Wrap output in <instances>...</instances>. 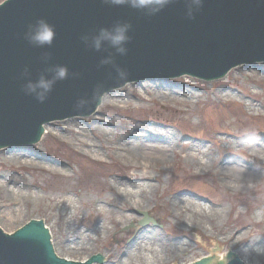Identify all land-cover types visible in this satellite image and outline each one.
<instances>
[{
    "label": "rangeland",
    "instance_id": "1",
    "mask_svg": "<svg viewBox=\"0 0 264 264\" xmlns=\"http://www.w3.org/2000/svg\"><path fill=\"white\" fill-rule=\"evenodd\" d=\"M3 1L0 0V3ZM252 64L245 67L244 72L236 74V67L225 77L212 81L184 75L128 83L112 90L118 92L116 97L110 102L103 100L95 114L70 118L75 120L73 124L66 123L69 119L53 121L50 123L51 131L45 132L38 144L20 146L24 148H20L21 152L32 157L37 154L49 156L64 172L45 171L34 165L16 163L10 159V153H0V173L9 175L23 193L29 194L19 210L3 207V200L8 203L11 199L0 200V228L10 235L19 233V229L32 219L47 220L61 257L66 256L81 263L100 253L105 256L104 264H119L129 246L146 230L158 231L172 243L181 237L188 242L185 247H188L187 252L182 253L181 258L190 257L192 261L212 254L235 253V249L223 241V236L233 232L239 235L249 231L250 236H264V153L258 151V155L248 156L239 146L241 140L237 141V138L249 140L246 135L250 134L264 136V80L257 78L264 61ZM145 82L148 83L147 87L143 85ZM219 88L231 89L235 94L226 98L219 94ZM182 89L188 92L185 96L189 99H179L183 96L180 93ZM248 103L256 110L249 109ZM135 124L148 127L155 124L157 129L166 130L171 136L176 134L177 140L165 147L166 140L157 139L152 134L133 138L135 150L151 165L146 172L157 178L158 182L154 184L150 204L133 213V224L130 221L117 224L112 220V214L117 209L107 205L100 211L96 206L93 205L92 209L90 206L96 198L110 200L105 185L107 180L118 181L121 175L131 176L136 163L123 159L120 152L124 147L122 137H129V125ZM137 131L145 133L140 128ZM183 136L180 142L179 137ZM84 140L101 148L100 154L81 145ZM197 141L204 147L208 146L212 156L210 168L202 174L188 170L183 161L189 142ZM162 153L167 154V159L163 158L166 154L162 156ZM252 160L255 161V168L252 167L257 169L260 166L261 169L258 172L260 177L253 179L251 187L236 191L221 185V178L234 180L245 176L247 172L243 169H246V164L251 165ZM226 161H229V167L225 166L227 170L221 169L223 175L215 172ZM36 194L40 196V201L36 200ZM69 195L77 200L75 213L79 214L77 219L72 220L73 230L82 234L84 240L90 238L86 245L89 244L92 251L83 249L70 252L66 249L71 243L65 241L66 235L60 221L64 211L59 208L58 199L63 200ZM176 195H191L207 204L210 201L215 205L221 204L226 207L227 216L219 228L212 231L209 226L185 229L179 220L170 217L169 200ZM118 212L115 218H119ZM139 212H147L157 225L151 222L140 226L139 222L144 216ZM102 219L108 226L106 230L99 224ZM218 229L225 233H214ZM236 229L239 231L236 232ZM98 263L99 260H95L93 264ZM178 263H181L179 258L163 264Z\"/></svg>",
    "mask_w": 264,
    "mask_h": 264
},
{
    "label": "water",
    "instance_id": "2",
    "mask_svg": "<svg viewBox=\"0 0 264 264\" xmlns=\"http://www.w3.org/2000/svg\"><path fill=\"white\" fill-rule=\"evenodd\" d=\"M39 19L55 26L51 46L26 38ZM116 20L132 24L127 55L87 47L82 37L90 42ZM262 60L264 0H174L152 16L104 0H8L0 5V147L31 144L47 122L91 115L106 91L130 81L184 74L212 80ZM57 65L67 66L68 78L55 83L45 103L25 94L24 84L52 79ZM34 224L13 235L0 228V264H75L58 259L49 230H26Z\"/></svg>",
    "mask_w": 264,
    "mask_h": 264
},
{
    "label": "bare ground",
    "instance_id": "3",
    "mask_svg": "<svg viewBox=\"0 0 264 264\" xmlns=\"http://www.w3.org/2000/svg\"><path fill=\"white\" fill-rule=\"evenodd\" d=\"M214 52V50H213ZM234 59V57H233ZM234 63V62H229ZM250 65L253 66L252 63H241L237 64L233 67L236 68L235 73L239 74L241 72H244L245 67H250ZM231 71V70H230ZM229 71V72H230ZM228 72V73H229ZM172 78V77H169ZM200 78V77H199ZM257 78L264 80V67L260 70V74L257 75ZM160 79V78H158ZM204 79V78H202ZM206 81H210L205 79ZM131 84V83H130ZM143 85L146 87L148 86V83L145 82ZM186 86L185 84H183ZM231 89H222L219 88L218 92L220 95L226 96V98H231L234 96V91H230ZM117 91H111L108 92V96L104 99L105 102H110L111 99H114L116 97ZM118 93V92H117ZM181 98L180 100H187L189 99L188 96H185L188 92L184 91L183 89L180 91ZM249 109L256 110L255 107L252 106V104H247ZM67 124H73L76 123L75 120L69 119L66 121ZM52 124L48 123L45 125V132H50V126ZM148 127V126H142L135 124L129 125L130 130V136L129 137H122L123 142V148L120 152V156L125 159L126 161H132L136 163L134 165L131 176L127 175H121L120 180L116 181L114 179H109L106 181V188L107 192L110 194L111 198L108 201H104L103 199L96 198L92 201V205L90 206V209L93 208V205L96 206L97 209L100 211H103L105 206L109 205L110 208L117 209L112 214V220L114 222L116 221L117 224H123L124 222L132 221L134 219L133 213L138 212L142 208L148 206L152 199V193L155 189L154 184L155 182H158L157 178H153L152 175L148 174L146 171L151 166L150 163L141 158L140 155L135 150V147L132 145L134 142H132L133 138L138 139L142 138V135H153V137L157 139L166 140L164 143V146L167 147V144L169 142L174 143L177 140V135L173 134L172 136L170 133L166 130L157 129L155 127ZM142 129L145 131V133H138L137 129ZM76 130L82 132L83 130L77 129ZM161 133V134H159ZM167 133V135H164ZM50 134V133H49ZM44 136V133L40 137V139H35L31 144H38ZM171 136V137H170ZM239 137V136H238ZM250 138L249 140H244L243 138H237V141H240V145L242 146V150L247 152V155H258V151L261 153H264V136H257V135H246V138ZM183 137H179V141L182 142ZM144 139V138H143ZM161 140V141H162ZM21 145L26 144H20V145H14L12 147L9 146H2L0 147V153L6 152L10 153L11 157L10 159L16 161V163L23 162L26 165H34L35 167L45 170V171H53V172H64L61 167H59L56 162L50 159L49 156L44 154H37L35 157H32L26 152H21V149H24L23 147H20ZM81 145L88 148L90 151H94L98 154H100V151H102L101 148L95 146L92 142L87 141H81ZM133 147V148H129ZM187 152L183 155V161L184 164L187 165L188 170L191 169V171H195V174H202L205 170L210 168V162L209 160L212 158L211 153L209 151L208 146H205L197 141V142H189V146ZM137 149V148H136ZM14 152V153H13ZM166 153H162L161 155L164 156ZM167 154L163 157L164 159H167ZM254 158V157H252ZM262 162L264 164V155L262 156ZM251 165L246 164V169H243L245 172V176L243 177H236L234 180L229 179H223L221 178L222 182L221 185L228 190H236L239 191L240 189H245L251 187L254 181L253 179L259 178L260 174L258 172L260 171L261 167L258 166L257 169H254L253 166L255 164V161H251ZM225 166L229 167V161H226L219 165L218 168L215 169V172H219L220 175H223V172H221V169L227 168ZM254 168H253V167ZM254 171V172H253ZM193 173V172H192ZM256 175V177H255ZM236 184L240 185L237 186ZM242 187V188H241ZM2 195V196H1ZM3 195H5L3 197ZM23 191L20 189L18 183L13 181L12 178L9 175L0 173V200L4 198L11 199L8 203L6 200H3L4 205L3 207H8L11 209L17 208L18 210L22 207V205L26 202V200L29 198ZM37 201H40L38 196L36 194L35 196ZM113 199L115 201L113 202ZM59 201V208H62L64 211L63 217L60 219L63 232L66 235V242H70L71 246H69L68 249L70 252L72 251H78V250H87L89 251L91 247L89 244L86 245L87 240L89 241L90 238L86 237L87 240H84V237L82 234L75 232L73 230V224L72 220L74 218H78L77 213H75L76 210V203L77 200L73 198L71 195L67 196L63 200L61 198L58 199ZM101 203L105 204L102 205ZM169 204L171 206V213L170 217L172 219H175L176 221H180L181 226L186 227L185 229H194L197 227H206L209 226L211 231L214 229L219 228L220 223L222 220L227 216V210L226 207H223L221 204H214V202L210 201V204H207L202 199L193 197L191 195H176L173 197V199L169 200ZM174 208V210H172ZM73 209V211H72ZM67 210H71L70 212H67ZM117 212L119 218L117 217ZM126 215V217H125ZM115 218V219H114ZM35 224L27 228V231L33 230L36 231H42V230H49L51 235L52 231L51 228L47 224V220H40L39 218L34 219ZM103 225L106 229H108V226L106 224V221L104 219L101 220L99 223ZM70 232H67L69 229ZM22 229H19V232ZM72 230V231H71ZM236 232L239 231V229L235 230ZM216 234L225 233L221 229H218V232H214ZM251 232L245 231L244 233L241 232L239 235H236L235 232H233L231 235H225L223 236L224 244L228 245V247H231L235 249L236 252H240L242 254V249L240 248L239 244L247 243L248 239L254 236H250ZM132 245L129 246L127 253H124V259H120L119 264H163L166 261L170 262V260L181 259V263L178 264H208L210 262H214L217 264H227L233 262L236 258L239 260V257L236 255V252L233 255L228 254H212V256L203 257L197 261H192L190 257H186L185 259H182V253L185 254L187 252V249L185 248L188 245V242H185L181 237L176 238V242L172 243V241L166 239L160 232L153 231V230H146L143 231L142 234H140ZM81 242V245L79 244ZM185 242V243H182ZM86 248V249H85ZM92 251V250H90ZM86 252V251H85ZM95 256L93 258H90L88 261L93 264L95 260H99L100 263L98 264H104L105 263V256L102 254H96L92 255ZM91 256V257H92ZM184 257V255H183ZM58 259L63 260L66 263H75V264H90L88 262H85L84 260L80 262L72 261L71 259H68L66 256L61 257L58 254ZM88 259V258H87ZM115 263V262H113Z\"/></svg>",
    "mask_w": 264,
    "mask_h": 264
},
{
    "label": "clouds",
    "instance_id": "4",
    "mask_svg": "<svg viewBox=\"0 0 264 264\" xmlns=\"http://www.w3.org/2000/svg\"><path fill=\"white\" fill-rule=\"evenodd\" d=\"M204 0H196L197 4H202ZM104 3L114 6H125L142 12L145 15L152 16L158 14L174 0H104ZM188 18H192L189 13ZM132 24L125 20H116L111 26L100 27L97 34L92 37L91 41L87 36L82 37L87 47L100 52L103 47L107 46L114 50L117 55L125 56L128 53V44L131 40L129 35ZM30 43L39 46H51L56 38L55 26L46 19H39L33 25H29V31L25 34ZM111 62V57L101 61L102 64ZM69 70L65 65H57L52 79L41 76L39 80L33 82L29 80L23 85L25 94L33 96L39 103L43 104L47 101L49 94L53 91V87L57 81L68 78ZM106 91L100 97L102 102L107 96ZM243 250L242 254L236 252L239 257L240 264H264V236H256L248 239L247 243L239 244Z\"/></svg>",
    "mask_w": 264,
    "mask_h": 264
}]
</instances>
